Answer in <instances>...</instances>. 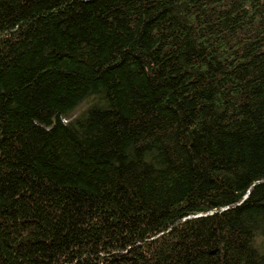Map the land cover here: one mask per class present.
I'll use <instances>...</instances> for the list:
<instances>
[{
    "label": "trees",
    "instance_id": "trees-1",
    "mask_svg": "<svg viewBox=\"0 0 264 264\" xmlns=\"http://www.w3.org/2000/svg\"><path fill=\"white\" fill-rule=\"evenodd\" d=\"M0 264H264V0H0Z\"/></svg>",
    "mask_w": 264,
    "mask_h": 264
}]
</instances>
